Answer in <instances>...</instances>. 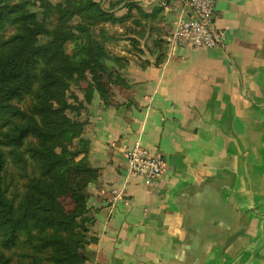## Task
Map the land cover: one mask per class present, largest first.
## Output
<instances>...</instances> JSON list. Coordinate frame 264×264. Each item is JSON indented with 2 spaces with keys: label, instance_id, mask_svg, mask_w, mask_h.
<instances>
[{
  "label": "crops",
  "instance_id": "crops-1",
  "mask_svg": "<svg viewBox=\"0 0 264 264\" xmlns=\"http://www.w3.org/2000/svg\"><path fill=\"white\" fill-rule=\"evenodd\" d=\"M127 1L130 34L103 33L109 98L81 96L78 114L99 171L85 264H264V0H215L222 45L177 51L186 0ZM135 147L163 158L161 178L128 171Z\"/></svg>",
  "mask_w": 264,
  "mask_h": 264
},
{
  "label": "trees",
  "instance_id": "trees-1",
  "mask_svg": "<svg viewBox=\"0 0 264 264\" xmlns=\"http://www.w3.org/2000/svg\"><path fill=\"white\" fill-rule=\"evenodd\" d=\"M18 1L0 0V29L10 20L31 19ZM70 7L78 11L93 8L111 23L123 21L90 0L85 5ZM57 13H67L66 7H58ZM9 41L10 48L0 51V112L10 113L15 122L5 133L3 146L18 149L31 141L28 151L38 169L29 177L21 201L8 198L3 188L6 158L0 147V233L4 245L12 249L19 246V241L23 243L21 261L27 257H30L27 261H39L37 252L32 253V257L25 255L30 245L32 250H51L57 264H85L92 256L88 246L96 239L82 242L77 238L89 232L85 224L89 200L87 188L98 179L99 171L90 166L86 145L79 142L82 149L77 146L84 123L67 117L68 107L61 101V92L70 89L74 76L86 79L89 71L92 79L86 101H91L94 92L107 101L108 85L116 75L111 64L116 66V59L85 27L75 28L55 37L49 44L36 47L31 46L27 32ZM75 42H79L77 51L65 55L62 46ZM41 61L53 69H44L36 78V67ZM57 66H61L59 75L54 73ZM35 83H38L36 90ZM25 96L35 98L29 114L13 106V102ZM72 108L69 104V110ZM81 154L84 158L78 159ZM65 196L71 203L69 211L60 202ZM1 264L12 263L6 260Z\"/></svg>",
  "mask_w": 264,
  "mask_h": 264
},
{
  "label": "rangeland",
  "instance_id": "rangeland-1",
  "mask_svg": "<svg viewBox=\"0 0 264 264\" xmlns=\"http://www.w3.org/2000/svg\"><path fill=\"white\" fill-rule=\"evenodd\" d=\"M88 1L89 0H19L18 2L22 3L23 7H25L27 12L30 14L31 19L10 20L0 29V51L2 49H9L11 46L9 40L22 35L25 32L30 34L31 46L33 45L34 47H36L49 44L55 37L65 35L66 33H69V31L72 32L75 28L85 27L93 33V36H95L105 46L109 54L113 58H115L111 51H109L112 49V47L110 48V44L106 45V41L103 39V33L104 35L109 34L111 36H115V34H118V30L114 31V27L120 26L121 23L118 25V23L108 22L103 17H101L93 8L78 11L75 9L72 10V8L70 7L85 5ZM90 1L97 5H100L102 10L110 12L115 19H122V22H124V33L127 35L130 34V26H128V22H130V20L134 16H132L131 14L133 8V6L132 8H130L131 2L127 0ZM123 5L126 6L127 9L122 12L117 11V8L122 7ZM60 6L66 7L67 13H57V8ZM69 10L71 11L70 15ZM115 10L117 12L114 13ZM122 13L123 15L121 16ZM62 47L65 50V55H72L79 48V42H75L70 45L68 43L63 45ZM46 68L50 70L53 69V67L51 66L48 67L45 62H39L36 67V78H38ZM60 69L61 66H57L54 70V73L59 75ZM91 79L92 76L90 75L89 71L86 72V79L74 76V78L70 81V89L61 92V101L66 102L68 107V109L66 110V115L68 118L70 117L73 120L81 122L80 120H78V114L83 108V106H81L83 102H87L86 94ZM112 80L113 76L111 78V82ZM37 88L38 83H35L34 89L36 90ZM81 96H83V102ZM34 103V97L25 96L23 99L13 102V106L15 109L21 110L22 113L29 114L32 111ZM69 104L73 107L71 110H69ZM54 105L57 107L59 106V104L55 102ZM13 121L14 120L10 117V113L0 112V147L4 152L6 158V168L3 174V188L8 198L21 201V196L25 195L26 193V187L29 181V177L32 173H36V169L38 168L36 167V162L31 158L28 151L31 145V141L25 142L23 146L18 149L3 146L5 138L4 135L7 132L9 125H11ZM79 142L82 144L84 143V145H86V149H88L87 142L83 138L80 137L76 142L78 148L82 149V145H79ZM82 158H84V156L81 154L78 159ZM87 193L89 196L88 188ZM60 202L68 211L72 208L71 203L69 202V197L66 198L65 196L64 198H61ZM85 224L87 229H89L88 234L86 236L84 235L77 238V240H80L82 242L90 241V239L93 238L91 236V228L93 225L92 219H89V217L86 218ZM4 241L5 240L0 233V264L2 263V261L6 260H9V262H11L12 264H35V262H37V264H57L55 256L51 252V250L50 252H42L40 248L39 250H32L30 245H28L29 247H27L29 249V252H27L25 255L32 257V253L35 254V252H37L36 255L39 261H27L30 259V257L24 258L23 261H21V254L24 253V250L21 246L23 243L19 241V246H14L12 249H10L9 247L4 245ZM35 243L39 245L37 241H35Z\"/></svg>",
  "mask_w": 264,
  "mask_h": 264
},
{
  "label": "built area",
  "instance_id": "built-area-1",
  "mask_svg": "<svg viewBox=\"0 0 264 264\" xmlns=\"http://www.w3.org/2000/svg\"><path fill=\"white\" fill-rule=\"evenodd\" d=\"M189 18L178 23L167 38L172 51L183 47L212 49L222 45L225 32L217 27L215 0H186ZM129 172L141 177L147 184L161 178L165 173V161L160 155H149L136 148L127 153Z\"/></svg>",
  "mask_w": 264,
  "mask_h": 264
}]
</instances>
